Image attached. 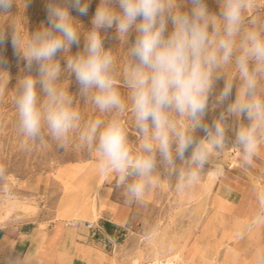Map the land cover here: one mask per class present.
<instances>
[{
    "label": "clouds",
    "instance_id": "obj_1",
    "mask_svg": "<svg viewBox=\"0 0 264 264\" xmlns=\"http://www.w3.org/2000/svg\"><path fill=\"white\" fill-rule=\"evenodd\" d=\"M91 3L46 0L47 23L35 31L15 23L10 32L0 28V46L10 40L25 61L14 97L23 147H47L50 137L63 148L76 134V146L95 151L99 171L115 174L136 202L158 186L162 169L177 191L193 189L205 172L219 173L217 162L229 146L242 166H252L264 148V18L250 14L254 0H215L218 11L208 0H99L86 29L79 17ZM14 4L0 0V15H10ZM105 29H114L126 46L122 71L114 49L105 47ZM81 37L83 47L73 53ZM72 76L80 98L100 117L84 119L64 86ZM218 108L208 123V113ZM128 111L135 141L124 118ZM5 175L0 165V179ZM255 199L256 211L237 239L264 227V187L255 189ZM252 264H264V248Z\"/></svg>",
    "mask_w": 264,
    "mask_h": 264
},
{
    "label": "crops",
    "instance_id": "obj_2",
    "mask_svg": "<svg viewBox=\"0 0 264 264\" xmlns=\"http://www.w3.org/2000/svg\"><path fill=\"white\" fill-rule=\"evenodd\" d=\"M94 185L100 194L95 202L75 191L63 196L64 190L46 179L26 184L36 210L0 200V264H135L162 252L160 244H147L159 204L168 197L161 182L142 202L129 199L115 174H97ZM258 187H264V148L252 166L228 167L211 187L199 182L181 192L197 221L175 250L181 248L190 264H252L255 252L264 248V227L243 240L237 232L256 211Z\"/></svg>",
    "mask_w": 264,
    "mask_h": 264
},
{
    "label": "rangeland",
    "instance_id": "obj_3",
    "mask_svg": "<svg viewBox=\"0 0 264 264\" xmlns=\"http://www.w3.org/2000/svg\"><path fill=\"white\" fill-rule=\"evenodd\" d=\"M98 3L99 0H92L88 14L79 17L86 29L91 27L90 20ZM254 3L255 7L250 14L264 18V0H254ZM208 6L211 10L218 11L215 0H208ZM72 15L77 16L78 14L73 10ZM13 23L27 28L29 32L35 31L42 23L46 24V0H16L10 15H0V28H5L6 31L10 32V24ZM103 31L106 34L105 47L114 49L118 67L122 71L127 59L126 46L116 38L114 29ZM132 39H134V34ZM82 47L83 37H81L79 46H72V52L75 53ZM0 58L3 59V63L0 64V165L6 169L5 178L0 179V200L4 198L13 199L22 204L25 210H36L32 207L36 204L31 203V198L26 192V184L31 180L46 179L51 180L54 186H57V190H64L61 194L63 196H69L75 191L78 196L95 202L100 195L96 192L94 185L95 176L101 173L98 169V157L95 151H90L87 147L76 146L78 143L76 134L71 136L68 145L63 148L59 147L50 137L47 147H41L39 144H32L31 142H29V147H23L24 138L17 132L16 128L18 117L14 97L17 80L26 70L25 61L14 52L10 40L5 45L0 46ZM61 65L64 66L63 60H61ZM32 71L35 73V65ZM70 79L71 82L65 77L64 86L69 87L70 92L76 97V106L84 119L100 117L101 114L95 109L91 101L83 100L78 95L79 87L75 82V77L72 76ZM120 79L122 81V75ZM222 87L223 80H220L216 84V91L218 92ZM121 92L127 99L128 90L121 86ZM234 94L235 90L233 96ZM213 100L214 97L210 98V105ZM219 111V108L210 111L206 118L207 122L211 123ZM104 118L107 119L106 116ZM124 118L127 121L130 138L135 141L137 137L131 112L128 111ZM229 123L231 124L232 121L230 120ZM197 135L203 136L204 132L199 130ZM229 137H233L231 131ZM222 157L226 169L228 168L227 164L231 161L235 162V168L242 167L239 154L235 148L229 146ZM207 176V172L202 174L199 182L205 183ZM160 190L168 197L159 204L160 214L153 225L152 235L147 244L151 248L157 244L162 246V252L158 253L154 259L172 257L176 260V264H190L181 248L175 249L181 243L182 245L185 244V240L189 237L197 219L192 216L194 212L191 210L190 204L186 203L183 198H179L181 192L176 190L174 178L170 179L166 170L163 169L161 170ZM135 264H144V262L137 260Z\"/></svg>",
    "mask_w": 264,
    "mask_h": 264
},
{
    "label": "bare ground",
    "instance_id": "obj_4",
    "mask_svg": "<svg viewBox=\"0 0 264 264\" xmlns=\"http://www.w3.org/2000/svg\"><path fill=\"white\" fill-rule=\"evenodd\" d=\"M223 160H224V158L221 156L219 158L218 162H217L218 163V166H219V169H220L219 173H211V174L208 173L207 181H206L208 187H211L212 184H214L215 181L219 178V176L221 174H224V172L226 170V166H225L226 164L224 163ZM227 165H228V167H234L235 166V162H232L231 161ZM100 186H101V180L99 181V184H98V187H97V191H99Z\"/></svg>",
    "mask_w": 264,
    "mask_h": 264
},
{
    "label": "built area",
    "instance_id": "obj_5",
    "mask_svg": "<svg viewBox=\"0 0 264 264\" xmlns=\"http://www.w3.org/2000/svg\"><path fill=\"white\" fill-rule=\"evenodd\" d=\"M87 225L89 227H93L94 222L88 221ZM144 264H176V260L173 259L172 257H159V258H155V259H152L150 261H147Z\"/></svg>",
    "mask_w": 264,
    "mask_h": 264
}]
</instances>
